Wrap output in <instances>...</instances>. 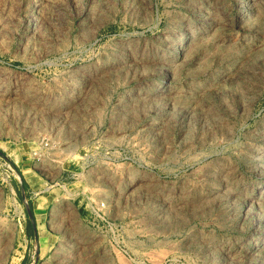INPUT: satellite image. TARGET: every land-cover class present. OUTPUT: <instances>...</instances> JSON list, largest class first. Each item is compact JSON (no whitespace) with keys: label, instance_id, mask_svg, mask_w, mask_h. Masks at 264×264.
Here are the masks:
<instances>
[{"label":"rangeland","instance_id":"1","mask_svg":"<svg viewBox=\"0 0 264 264\" xmlns=\"http://www.w3.org/2000/svg\"><path fill=\"white\" fill-rule=\"evenodd\" d=\"M0 264H264V0H0Z\"/></svg>","mask_w":264,"mask_h":264},{"label":"built area","instance_id":"2","mask_svg":"<svg viewBox=\"0 0 264 264\" xmlns=\"http://www.w3.org/2000/svg\"><path fill=\"white\" fill-rule=\"evenodd\" d=\"M43 144V146H47L48 145V142L46 141V142H42ZM26 202L28 203V201L26 200ZM105 206H106V204H105V202H98L97 204H96V209H98V210H102V209H104L105 208Z\"/></svg>","mask_w":264,"mask_h":264},{"label":"trees","instance_id":"3","mask_svg":"<svg viewBox=\"0 0 264 264\" xmlns=\"http://www.w3.org/2000/svg\"><path fill=\"white\" fill-rule=\"evenodd\" d=\"M33 217H34L33 214H30V219H31V218L33 219Z\"/></svg>","mask_w":264,"mask_h":264},{"label":"crops","instance_id":"4","mask_svg":"<svg viewBox=\"0 0 264 264\" xmlns=\"http://www.w3.org/2000/svg\"><path fill=\"white\" fill-rule=\"evenodd\" d=\"M29 217H30V215H29Z\"/></svg>","mask_w":264,"mask_h":264}]
</instances>
